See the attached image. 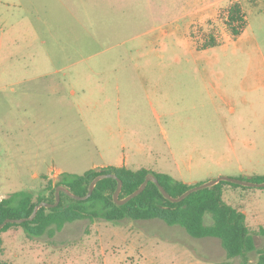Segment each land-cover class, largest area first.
<instances>
[{"label":"rangeland","instance_id":"374dc122","mask_svg":"<svg viewBox=\"0 0 264 264\" xmlns=\"http://www.w3.org/2000/svg\"><path fill=\"white\" fill-rule=\"evenodd\" d=\"M234 2L0 0V200L100 167L199 185L263 176L264 0H239L246 28L236 39L225 26ZM210 35L220 45L199 50ZM221 198L242 208L261 248L264 188L225 185ZM0 237V264L228 261L219 240L152 220Z\"/></svg>","mask_w":264,"mask_h":264},{"label":"trees","instance_id":"16d2710c","mask_svg":"<svg viewBox=\"0 0 264 264\" xmlns=\"http://www.w3.org/2000/svg\"><path fill=\"white\" fill-rule=\"evenodd\" d=\"M225 26L234 39L238 38L246 28L245 14L238 2H234L228 7ZM219 45L216 39L210 35L198 49L206 50ZM148 174L154 175L163 189L173 198H177L199 185L188 184L173 179L167 174L143 168L132 171L125 166L95 168L80 176L62 173L59 174L57 181L48 179L46 187L36 197L29 192H19L1 199L0 224L7 219L29 218L35 206L41 202L53 204L55 189L58 186L68 189L71 194L77 197H84L96 177L115 175L122 182L119 200H123L139 188ZM244 180L263 183L264 175L251 176ZM225 185L238 187L236 184L221 181L210 189L190 194L179 203H172L162 196L152 182H148L142 193L126 204L118 206L113 201L117 180L105 178L96 183L87 200H74L64 193H60L58 206L40 208L31 221L21 224L8 223L0 230V234L12 227H19L29 238L40 237L45 233L52 237L67 223L81 220L93 222L99 219L111 223L152 220L162 222L168 227L183 229L193 239L213 238L219 240L228 261L215 264H231L230 260L247 257L250 254L256 255V260L252 264H264V244L261 248H257L253 235L249 233L246 217L241 211V207H232L224 203L221 198ZM241 187L245 190L252 189ZM206 216L210 217V224L205 223ZM258 235L264 239V227L259 228ZM2 251L0 237V254Z\"/></svg>","mask_w":264,"mask_h":264},{"label":"water","instance_id":"95a60500","mask_svg":"<svg viewBox=\"0 0 264 264\" xmlns=\"http://www.w3.org/2000/svg\"><path fill=\"white\" fill-rule=\"evenodd\" d=\"M105 178H114V179L117 180V187H116L115 192L113 193V201L118 206H122V205L126 204L128 201H130L131 199H133L134 197H136L140 193H142L144 191V189L146 188V185H147L148 182H152L158 188V190L162 194V196L165 199H167L170 202H172V203H179L182 200H184L187 196H189L190 194H192L194 192H197V191H200V190H203V189H210V188H212L213 186H215L216 184H218L221 181L228 182V183H231V184L240 185V186H243V187H249V188H258V189L264 188V182L263 183H253V182H250V181H247V180H235V179H230V178H226V177H220L217 180L211 181V182H209L207 184L194 186L193 188L189 189L188 191H186L181 196H179L177 198H173V197L169 196V194L163 189V187L159 184L157 178L154 175L148 174L145 177V180L143 181V183L139 186V188L136 191H134L132 194H130L129 196H127L123 200H119V194H120V191H121L122 182L115 175H100V176L96 177L91 182V184L89 186L88 193L86 194V196L77 197V196L71 194V192L68 189H66V188H64L62 186H58L55 189V193H54L55 194V202L53 204H48V203H45V202H41L37 206H35L32 214H31V216L29 218L21 219V220L7 219L2 224H0V230L8 223L21 224V223H23L25 221L33 220L34 216L36 215V212L42 207H44V208H54V207L58 206V204L60 202V193H64L69 198H72L74 200L85 201L91 196L96 183L98 181L102 180V179H105Z\"/></svg>","mask_w":264,"mask_h":264},{"label":"crops","instance_id":"0c3cea01","mask_svg":"<svg viewBox=\"0 0 264 264\" xmlns=\"http://www.w3.org/2000/svg\"><path fill=\"white\" fill-rule=\"evenodd\" d=\"M239 4H240V2H239V0H236ZM217 14V13H216ZM241 169V168H240ZM149 171H153V170H149ZM153 172H158V173H160L159 171H153ZM164 174H166V173H164ZM218 174H220V175H218V176H223L224 175V173H218ZM168 175V174H167ZM225 175H227V174H225ZM249 177H251V176H244V179L245 178H249ZM213 180V179H212ZM186 183V182H185ZM199 183V182H198ZM198 183H191V182H189L188 184H198ZM241 210H242V208H241Z\"/></svg>","mask_w":264,"mask_h":264}]
</instances>
